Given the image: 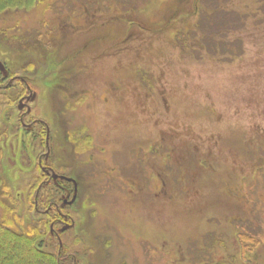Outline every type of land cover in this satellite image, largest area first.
<instances>
[{
	"label": "rangeland",
	"instance_id": "374dc122",
	"mask_svg": "<svg viewBox=\"0 0 264 264\" xmlns=\"http://www.w3.org/2000/svg\"><path fill=\"white\" fill-rule=\"evenodd\" d=\"M260 1L231 0L247 20L205 35L224 39L215 53L193 45L205 0H40L0 14L1 59L32 73L48 161L81 182L72 211L89 261L106 264L99 236L113 234L109 264H264ZM11 166L0 153V221L19 231L31 168Z\"/></svg>",
	"mask_w": 264,
	"mask_h": 264
},
{
	"label": "flooded vegetation",
	"instance_id": "af4514ba",
	"mask_svg": "<svg viewBox=\"0 0 264 264\" xmlns=\"http://www.w3.org/2000/svg\"><path fill=\"white\" fill-rule=\"evenodd\" d=\"M20 52L21 56L25 54L23 51ZM47 64L48 68L54 66L52 62ZM19 69L8 68L0 55V153L6 162L7 160L12 162V169L31 168L28 183H25L26 187L28 184L36 187L28 204L29 209L33 204L30 218L48 229L39 242L42 250L55 253L60 264H95L87 259L88 254L81 253L86 249L81 246L82 241L86 243L89 235L80 232L79 228L74 230L76 223L73 216H78V211L72 210L79 199L81 182L72 176L56 174L51 167L48 161L52 142L50 128L43 120L34 116L36 85L26 78L32 73L28 75L26 73L28 71ZM35 152L38 155L34 157L36 162H33L31 154ZM11 154L14 155L13 160ZM31 190L28 189L30 192ZM29 197L31 198L28 192L27 201ZM112 235L107 238L102 236V240L99 236V247L106 257V264H109V258L111 260L109 244ZM115 238L119 243L117 235ZM145 241L146 239L141 241L143 243L141 246L149 255L151 253ZM90 251L91 248L89 254L92 253Z\"/></svg>",
	"mask_w": 264,
	"mask_h": 264
},
{
	"label": "trees",
	"instance_id": "16d2710c",
	"mask_svg": "<svg viewBox=\"0 0 264 264\" xmlns=\"http://www.w3.org/2000/svg\"><path fill=\"white\" fill-rule=\"evenodd\" d=\"M40 0H0V14L11 11L27 10ZM205 0V6L200 8L198 15L196 42L193 44L203 51L214 52L223 50L226 47L224 39L218 41L210 39L205 41L206 34H214L218 37L220 32H235L240 25H244L247 17L237 14L230 4L231 0ZM204 2V1H203ZM263 0L260 1L262 3ZM230 3V4H229ZM203 4V5H204ZM208 7H207V5ZM230 5V6H228ZM221 11L224 15L217 19L214 24L210 21V13ZM225 11H228L225 15ZM213 18V17H212ZM236 18V22L229 21ZM210 21V22H209ZM232 27L231 29L229 28ZM226 27V30H225ZM220 37V36H219ZM220 45H219V44ZM218 45V48H217ZM213 49V50H212ZM215 53V52H214ZM5 188L8 189L7 186ZM35 186L28 184V189H32L29 195L33 197L32 191H35ZM28 202V201H27ZM30 203V202H29ZM32 203V201H31ZM33 204L30 205L32 210ZM29 209V212L31 210ZM19 231L13 229L12 223L8 221H0V264H60L55 253H48L42 250L39 242L43 238V234L48 231L47 227L42 226L39 222L29 218V225H22L21 219L14 217Z\"/></svg>",
	"mask_w": 264,
	"mask_h": 264
}]
</instances>
